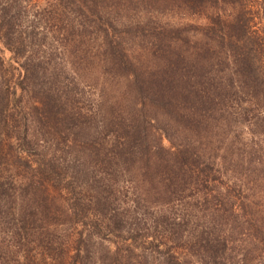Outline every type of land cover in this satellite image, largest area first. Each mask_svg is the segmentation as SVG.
<instances>
[{
    "label": "trees",
    "instance_id": "1",
    "mask_svg": "<svg viewBox=\"0 0 264 264\" xmlns=\"http://www.w3.org/2000/svg\"><path fill=\"white\" fill-rule=\"evenodd\" d=\"M101 1L0 0V51L9 53L0 56V264H264V30L251 36L249 25L254 11L264 15V0H123L143 11L136 32L157 44L162 61L142 76ZM168 11L202 20L162 24ZM85 33L101 39L102 71L118 69L132 91L129 112L113 107L104 123L96 121L102 92L70 78L66 46ZM191 35L219 54L204 48L185 60L171 43ZM244 36L253 45L243 50ZM146 107L170 120L153 125ZM149 127L158 141L146 139ZM229 139L254 157L228 165ZM132 166L149 185L142 196L123 179ZM43 185L61 195L75 229L68 240L40 233L43 212L34 207L11 212L19 195L36 203ZM150 195L167 211L158 215Z\"/></svg>",
    "mask_w": 264,
    "mask_h": 264
},
{
    "label": "rangeland",
    "instance_id": "2",
    "mask_svg": "<svg viewBox=\"0 0 264 264\" xmlns=\"http://www.w3.org/2000/svg\"><path fill=\"white\" fill-rule=\"evenodd\" d=\"M101 2L100 4L102 5V7H99L101 10H98L101 12L103 11L104 14H106L114 21L113 23H115L117 30H121V34L119 36L121 38V47L123 48V51L126 52L128 57L133 61L132 69L137 71L142 76L144 73L146 75V73L155 71L159 67H162V61L157 57V44L149 42L148 40H146V37L140 36L136 32L138 30V22L141 21L144 23V21L142 20V18L144 17L143 11L140 10L137 12L133 9L127 8L123 4V0H103ZM171 12L172 11H168L163 14V17L161 18L163 21L162 24L164 23V21L169 23H172L173 21H179V23L186 22L189 24L197 25L202 20L201 16L181 15L179 18H177L176 13ZM249 25L251 36L262 34L264 30V15L254 11L249 20ZM241 41L243 43V50L248 49L253 45L252 42L247 40L246 36L242 37ZM73 43H70L66 46L65 52L66 58H68L70 63H72L69 65L70 67H72L71 71L74 76L70 78H76V86L79 89L84 90L85 92H87V90L93 94L96 93L97 90L100 91V93L102 92L99 104H103V106L101 107L99 115L97 116V123H104V119L108 114V110H113V107H117L118 109L116 110L121 114L128 113L129 109L131 108L130 105L132 101V91L130 83L124 73H117L118 69H108V71L106 72L102 71L103 65L100 64L99 61V58L101 56L99 46L101 43V39L97 35V33H92L89 35H87L86 33L83 34V37L80 38V41L78 43L76 41L75 43L74 56H72V54L68 51L69 47ZM171 44L172 47L177 50V52L182 53L184 59L187 61L193 58V54L195 52H201L204 48H208L209 52H211L210 47H212V51L216 54H219L218 48L212 45L213 41L208 40L202 35H191L189 37V41L184 44L177 41H173ZM0 56L4 61H7L9 53L7 51L1 50ZM12 64L15 65L14 63ZM65 72L67 73V75L70 74V72L68 71ZM66 79H68V77H66ZM145 109L147 111V115L150 117V122H152L155 126L164 125L167 121L170 120V117H166L165 113L163 112L152 109L150 107H146ZM89 131L94 135H96L97 133V129L93 130L91 128ZM224 131L226 133V136H228L229 133L226 132V128H224ZM83 139L84 137L77 139L78 143L76 145L79 147V151L82 150L80 146H82L83 142L86 141ZM146 139H148L149 143L158 141V135H156L154 129L150 127L148 128ZM88 141L89 139H87V142ZM162 142L166 143L165 140H162ZM228 142L231 144H236L232 145V147L235 148L236 152L234 151L227 155L226 160H229L228 165L235 164V161H237L241 157L247 156L249 159L254 157L253 155H251L252 153L247 155L250 151L245 152L246 149H243V147L241 146L245 145L247 147H250L249 135L247 133H244L242 135V139L240 141L242 143L241 145L239 144L240 142H237L236 140L230 141L229 139ZM9 163L12 167L13 163ZM11 167L8 169H13ZM246 167L247 169H245L244 167H236V169L239 173L244 174L247 173L248 170H251L253 168V165L247 164ZM126 171L124 172L125 178L123 179L130 180L133 185H136L141 196L144 194V191H148L149 185L147 182H138L140 178L139 168H137L136 166H132L128 173ZM17 175V178H20V180H22V177L19 174ZM243 177H247V174L242 176V178ZM253 179L254 176L252 178L251 184H254ZM78 185L79 187H82L81 190L83 191L84 196L88 197V202H90V194H93L92 188H85L86 183L84 182V180H80L78 182ZM120 185L121 184L119 183L118 186ZM39 189L42 190V194L41 198L37 200L36 203L33 201L29 203L28 198L24 197L23 195H19L13 201V208L11 212L17 214V208L19 206L25 208L34 207L38 211L43 212L41 215L39 226L37 227V230H39L40 233H46L49 238L54 239L55 241H58L59 239H70L71 237H73V232L75 229L72 228V225L68 224V217L64 214V202L61 198V195L50 185H43V187ZM20 193L22 194L21 191ZM3 198L4 196H0V200H2ZM42 198H44L46 209H44L42 204H40V200ZM148 199L153 202L154 210L159 212L158 215H162L163 212L167 211L168 205L166 203L159 204L158 201L153 197V195H150ZM186 201L188 209L192 210V200L187 198ZM106 243L108 244V246H110V248L113 247L110 242ZM4 248L5 243L0 237V256L2 258L5 257V254L3 252Z\"/></svg>",
    "mask_w": 264,
    "mask_h": 264
}]
</instances>
